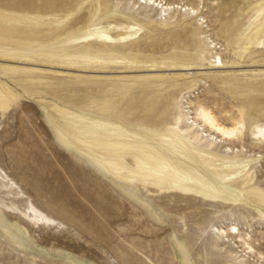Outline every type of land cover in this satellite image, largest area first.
Listing matches in <instances>:
<instances>
[{
  "label": "rangeland",
  "instance_id": "obj_1",
  "mask_svg": "<svg viewBox=\"0 0 264 264\" xmlns=\"http://www.w3.org/2000/svg\"><path fill=\"white\" fill-rule=\"evenodd\" d=\"M141 1L0 0V11L17 15L55 3L57 14L73 12L66 23L75 28L82 27L92 11L97 22L135 23L140 28L126 45L89 47L99 50L92 51L93 58L108 61L63 60L51 69H31L35 95L26 94L7 112L0 110L1 167L24 198L65 223L61 230L31 229L22 245L9 239L0 225V264H264V259L245 255L237 238L216 232L218 226L238 223L241 231L259 239L253 241L254 247L264 253V219L252 206L211 203L143 186L133 187L141 200L131 198L109 172L64 145L49 121V109H44L48 103L68 104L92 116L103 114L104 106L116 113L126 110L134 98L155 95L168 84L176 99L186 94L194 101L203 99L207 106L217 107L223 119L247 126L264 121V38H260L264 28L257 27L260 21L255 13L259 0H168L195 6L198 12L175 8L163 17L160 8ZM4 26L0 23V37L14 39ZM37 26L45 30L54 22L48 19ZM232 26L234 44L226 41ZM118 53L126 59L118 61ZM216 53L222 55L225 67L200 64L204 54L213 60ZM173 59L188 65L146 64ZM91 64L93 68H88ZM26 74L0 72V78L21 92L9 76L17 79ZM137 112L155 126L166 118L146 117L148 111L141 106ZM237 144L262 155L256 180L264 187V149L253 146L248 132ZM4 199L9 203L0 193V201ZM5 219L10 225L16 221L8 214ZM9 229L15 231L12 226Z\"/></svg>",
  "mask_w": 264,
  "mask_h": 264
},
{
  "label": "bare ground",
  "instance_id": "obj_2",
  "mask_svg": "<svg viewBox=\"0 0 264 264\" xmlns=\"http://www.w3.org/2000/svg\"><path fill=\"white\" fill-rule=\"evenodd\" d=\"M146 1L160 8L161 17L175 8L185 7V10L198 12L195 6L188 7L180 2ZM258 2L255 13L260 22L257 27L264 28V14L261 16L264 2ZM28 4L31 8L32 4ZM57 10L56 4L49 2L41 6L39 11L31 8L30 13L17 15L12 11H0V23L5 25V32H12L15 37H0V72L4 75L27 73L22 77L15 76L17 79L9 76L21 87V92L0 78L1 111H9L26 94L35 95L32 88L34 78L28 74L31 69H51L63 60L81 62L90 58V62L108 61L107 57L93 58L92 51L99 50L89 47L93 44L126 45L140 30L135 23L97 22L94 11L82 27L75 28L66 23L73 12L57 14ZM48 19H53L52 28H38L37 24H44ZM21 22L24 24L20 25ZM8 27L11 30H7ZM31 30L34 33L31 34ZM235 34V28L230 27L226 41L230 44L236 43ZM21 35H25V38L19 37ZM260 36L264 38L263 33ZM246 37L250 38L249 35ZM255 37L258 41L259 38ZM11 42H16L18 46H7ZM65 43L69 47H64ZM81 44L83 45L80 46ZM77 45L80 48L71 47ZM111 54L114 52L108 56ZM123 55H119L118 61L126 59ZM17 60L21 61L20 64ZM207 60L204 54L200 64L225 67L219 53H216L213 60ZM146 64L149 67L167 68L188 65L177 62V59L147 61ZM87 67L93 68L92 64ZM130 104L126 110L116 113L109 112V108L104 106V113L95 116L57 102L48 103L44 109H49L47 115L59 140L88 156L93 164L109 172L131 198L141 200L133 187L143 186L150 191L171 192L182 197L194 195L211 203L235 207L252 206L264 219V187L256 180L257 164L262 155L254 154L253 150H244V147L237 144L238 141H243L245 133L248 132L253 146L264 149V121L247 126L235 119H223L218 108L207 106L203 99L194 101L187 94L180 100L178 97L176 99L172 85L169 84L155 95L145 94L134 98ZM139 106L142 111H148L146 117L166 116L164 122L155 126L148 118H141L137 114ZM239 112L244 116L243 108ZM12 180L0 165V193L9 201H0V225L9 239L22 245L23 239L31 236V229H64L63 221L31 199L24 198L23 191H19L16 182ZM6 214L15 218V223L10 225L5 219ZM10 226L15 229L14 232L9 229ZM216 232L218 236L232 235L237 238L236 242L244 247L245 255L264 259V253L256 250L253 244V241L259 239H254L248 231H241L238 223L218 226Z\"/></svg>",
  "mask_w": 264,
  "mask_h": 264
}]
</instances>
